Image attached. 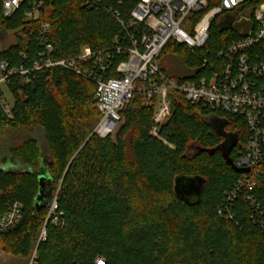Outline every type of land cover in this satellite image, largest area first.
<instances>
[{"label":"trees","instance_id":"trees-1","mask_svg":"<svg viewBox=\"0 0 264 264\" xmlns=\"http://www.w3.org/2000/svg\"><path fill=\"white\" fill-rule=\"evenodd\" d=\"M31 2L11 18H4L0 7V36L11 32L17 38L0 52V61L29 67L37 60L43 23L51 25L54 60L74 56L84 46L108 49L122 34L110 13L89 9L81 0H46L42 18L26 22ZM223 27L212 25L202 50L168 43L160 60L174 54L188 73L167 72L161 64L162 70L179 82L209 75L220 64L217 54L240 38L237 30ZM121 59L113 55L108 77H116ZM8 91L13 108L10 117L0 115V139L9 130L21 138L8 149L6 162L29 170H0V211L14 202L22 205L17 227L0 232V250L33 264H98L99 259L103 264H264V223L252 220L255 207L241 192L228 201L242 174L219 151L191 156L194 151L189 149L220 146L223 137L211 120L220 121L226 133L238 134L231 152L236 163L247 140L242 118L212 112L174 93L169 119L155 136L154 104L135 94L116 131L102 139L94 133L102 115L93 80L54 67L28 79L13 77ZM72 161L60 187L64 174L59 178V172H66ZM42 165L50 176L47 190L53 198L57 195L54 211L52 204L34 208L39 192L35 172ZM178 176L207 180L199 205L188 206L176 197ZM252 177L257 182L253 197L262 203L264 165L255 168Z\"/></svg>","mask_w":264,"mask_h":264},{"label":"built area","instance_id":"built-area-1","mask_svg":"<svg viewBox=\"0 0 264 264\" xmlns=\"http://www.w3.org/2000/svg\"><path fill=\"white\" fill-rule=\"evenodd\" d=\"M31 0H0L4 18H11ZM89 9L103 8L120 24L122 34L108 49L93 51L84 46L74 56L54 60V45L49 39L51 25L39 27L42 50L29 67L0 61V115L11 116L13 103L7 99L8 85L13 77L28 79L33 73L62 67L96 83V101L102 118L94 133L102 139L111 136L123 121V111L135 94L154 104L152 133L159 135L172 110L173 94L188 103L238 116L245 121L247 140L244 155L235 163L242 174L228 195L233 201L237 192L244 193L256 213L252 220L264 223V202L253 194L257 182L255 168L264 165V0H81ZM46 0H32L25 14L26 22L42 18ZM201 17L196 20L192 16ZM235 20L243 28H235ZM214 23L237 30L240 38L217 54L219 66L198 81L179 82L161 68L160 57L170 42L192 50L204 49L211 37ZM122 59L115 68L116 77H108L112 58ZM22 58L27 59L25 54ZM206 62V60H204ZM11 96V95H10ZM57 208L54 203L52 210ZM221 213V212H220ZM22 219V205H7L0 211V232L17 227ZM46 233L43 232L42 239ZM99 259L98 264H103ZM31 264V263H30Z\"/></svg>","mask_w":264,"mask_h":264},{"label":"water","instance_id":"water-1","mask_svg":"<svg viewBox=\"0 0 264 264\" xmlns=\"http://www.w3.org/2000/svg\"><path fill=\"white\" fill-rule=\"evenodd\" d=\"M229 26H224L223 29H229ZM211 123L216 127L218 132L223 137V142L220 146L212 150H204L199 145H193L189 149L193 150L194 153L191 156L199 155L201 152H208L209 154H214L215 152H221L223 159L225 162L237 173L239 174H249L251 173V169H239L236 167L232 157L231 152L235 146H237L239 137L238 134L234 133H226L225 127L226 124L220 121L211 120ZM85 146V145H84ZM73 161L70 163L68 169L65 172L63 180L61 182V186L66 178V175L72 165ZM39 181V192L34 202V208L39 211L44 205H53L57 203V195L55 198L51 196V192H48L50 176L48 171L45 169L44 165L41 166L40 170L35 172ZM207 180L201 176L195 177H186V176H178L175 179L174 191L177 198L182 200L188 206H196L199 205L203 198V193L206 187ZM35 257V256H34ZM33 264V260L31 261Z\"/></svg>","mask_w":264,"mask_h":264},{"label":"rangeland","instance_id":"rangeland-1","mask_svg":"<svg viewBox=\"0 0 264 264\" xmlns=\"http://www.w3.org/2000/svg\"><path fill=\"white\" fill-rule=\"evenodd\" d=\"M235 28L241 30L243 26L235 20ZM17 43L16 35L11 32H5L0 36V52L7 50L11 46ZM161 64L165 68L167 72L176 73L179 71H183L182 75H187V71L184 69L183 61L174 54L167 53L165 54L161 60ZM7 99H9L10 103L13 102L12 97L7 94ZM117 134V133H116ZM115 134V135H116ZM114 135V136H115ZM21 138V135L16 133L13 130L5 131L2 138L0 139V170H10V171H28L29 169L25 166H21L19 164H15L13 162H6L9 159L8 149L14 145H17L18 140ZM40 141H42V137L39 136ZM43 144V141H42ZM45 150V147H42ZM41 158H39V161ZM51 161V158H49ZM65 175V170H60L59 178ZM60 187H61V179ZM31 263V262H30ZM28 261H23L17 258L10 256L4 251L0 250V264H30Z\"/></svg>","mask_w":264,"mask_h":264}]
</instances>
